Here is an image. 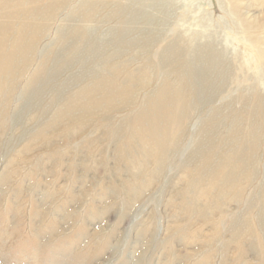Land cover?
<instances>
[{
  "label": "rangeland",
  "instance_id": "374dc122",
  "mask_svg": "<svg viewBox=\"0 0 264 264\" xmlns=\"http://www.w3.org/2000/svg\"><path fill=\"white\" fill-rule=\"evenodd\" d=\"M0 264H264V0H0Z\"/></svg>",
  "mask_w": 264,
  "mask_h": 264
},
{
  "label": "bare ground",
  "instance_id": "6f19581e",
  "mask_svg": "<svg viewBox=\"0 0 264 264\" xmlns=\"http://www.w3.org/2000/svg\"><path fill=\"white\" fill-rule=\"evenodd\" d=\"M44 39V38H43ZM40 42V41H39ZM39 44V43H38ZM38 44H36V47L35 48H37V46H38ZM85 45V44H84ZM96 94V93H95Z\"/></svg>",
  "mask_w": 264,
  "mask_h": 264
}]
</instances>
